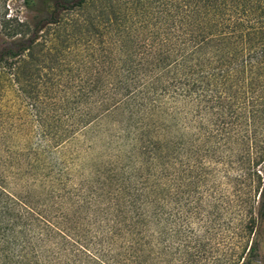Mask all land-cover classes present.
<instances>
[{"label": "trees", "instance_id": "16d2710c", "mask_svg": "<svg viewBox=\"0 0 264 264\" xmlns=\"http://www.w3.org/2000/svg\"><path fill=\"white\" fill-rule=\"evenodd\" d=\"M52 1L25 0V5L41 10ZM54 1L53 18L38 20L35 35L60 21L54 16L83 8L89 0L67 4L66 0ZM163 4L153 23L163 28L150 29V22L144 18L140 24L148 31L136 43L133 24L137 22L130 23L127 18L118 32L122 42L118 56L109 54L107 68L90 72L84 84L74 85L69 96L54 105L56 113L51 116L40 99V71L34 69L43 44L36 36L20 51L5 54L4 67L14 69L19 91L30 99V121L37 123L40 141L34 145L30 131H18L20 116L19 121H1L0 264H248L249 254L254 253L253 260L258 257L256 242L247 252L246 246L239 251L240 246L234 243L222 258L210 241L194 238L186 231L180 237V228L174 224L176 205L175 212L167 217L165 204L166 181L172 176L176 182V167L166 175L165 164L172 161L171 151L176 154V135L166 131L177 124L179 102L194 99L199 81L205 93L212 80L226 81V61L220 57L217 67L211 64L215 41L223 52L228 39L247 43L263 29L237 19L227 33L226 23L216 22L212 16L214 11L224 16V0L221 4L213 0H165ZM40 5L41 9L37 7ZM260 8L242 5L257 22ZM113 22L120 27L117 18ZM218 26L220 29H215ZM244 48L248 45L241 43L237 49ZM24 51L28 52L27 59L8 62ZM111 112L127 114L130 124H137L139 139L144 140L147 132L152 134L149 142L143 143L148 172L143 175L142 170L128 173L108 169L107 179H99L96 185L70 182L68 165L57 163V157L65 154L80 133ZM16 139L18 143L12 142ZM58 165L59 173L54 174ZM258 177L262 189L259 201H255L259 203L257 216L252 212L243 228L248 235L264 222V160ZM173 190L171 197L177 202L175 185ZM193 230L196 228L188 232Z\"/></svg>", "mask_w": 264, "mask_h": 264}, {"label": "rangeland", "instance_id": "374dc122", "mask_svg": "<svg viewBox=\"0 0 264 264\" xmlns=\"http://www.w3.org/2000/svg\"><path fill=\"white\" fill-rule=\"evenodd\" d=\"M70 1L74 0L64 2ZM164 1L89 0L83 8L66 10L61 17L54 16L60 21L35 35L38 20L53 18L55 1L42 9L41 5L37 6L41 9L37 10L25 5V0H0V129L4 126L2 120L14 118L19 121L20 116L18 131H30L33 134L30 142L34 145L40 141L37 123L30 121L33 113L30 99L19 91L14 69L4 67L5 54L9 50L20 51L36 36L43 44L42 50L38 49L40 60L34 69L40 71V99L44 100L46 113L51 116L56 113L54 105L69 96L74 85L84 84L90 72L96 74L94 71L107 68L109 54L118 56L122 47L118 32L124 27L123 22L127 23V18L130 23L137 22L133 24L136 43L142 41L148 31L140 24L144 18L150 22V29L163 28L160 23L157 26L153 23L155 15L161 14ZM224 1L227 3L224 16L220 11H214L212 16L216 22L226 23L227 33L237 19L263 30L253 34L247 43L239 38L238 42L235 38L228 39L223 52L215 41L211 64L217 67L220 57L226 61L229 70L226 81L212 80L205 93L198 80L194 99L179 102L177 124L166 131V134L174 133L177 139L176 154L171 151L172 161L165 164L166 175L171 174L173 167L177 172L176 182L172 176L165 180L166 213L169 217L176 205L178 214L174 224L180 228V237L186 231L194 238L208 240L218 248L222 258L234 243L240 246L239 251L246 246L247 252L256 242L258 257L253 260L254 253L249 254L247 260L251 261L248 260V264H264V222L252 235L243 231L252 212L257 216L259 203L255 201H259L262 189L258 175L264 160V0ZM213 2L221 4L222 0ZM243 4L263 8L259 10L258 22L253 14L244 12ZM116 18L120 27L113 22ZM241 43L247 44L248 48L237 49ZM27 55L24 51L20 57L9 58L8 62L19 63L27 59ZM130 123L127 114L111 112L80 133L65 154L57 157V163L68 165L70 182H83L85 187L96 185L99 179H107L105 171L108 169L128 173L142 170L146 175L148 153L143 143H148L152 134L145 133L141 140L137 124ZM12 142L18 143L19 139ZM17 167L18 161L14 170ZM60 168L58 165L54 174L59 173ZM99 169L102 172H98ZM174 185L177 202L171 197ZM168 224L172 226L171 220ZM194 228L192 233L188 232ZM205 230L209 231L208 235Z\"/></svg>", "mask_w": 264, "mask_h": 264}]
</instances>
